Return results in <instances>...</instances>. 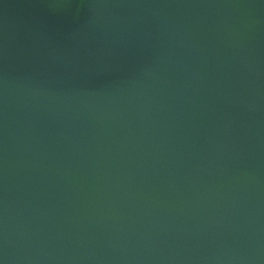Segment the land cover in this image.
I'll return each instance as SVG.
<instances>
[{
  "label": "water",
  "instance_id": "1",
  "mask_svg": "<svg viewBox=\"0 0 264 264\" xmlns=\"http://www.w3.org/2000/svg\"><path fill=\"white\" fill-rule=\"evenodd\" d=\"M0 264H264V0H0Z\"/></svg>",
  "mask_w": 264,
  "mask_h": 264
}]
</instances>
